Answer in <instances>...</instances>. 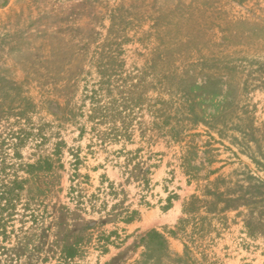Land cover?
Instances as JSON below:
<instances>
[{"label": "rangeland", "instance_id": "rangeland-1", "mask_svg": "<svg viewBox=\"0 0 264 264\" xmlns=\"http://www.w3.org/2000/svg\"><path fill=\"white\" fill-rule=\"evenodd\" d=\"M101 3L0 0V97L18 85L38 105L30 123L1 120L0 134L23 127L29 137L19 149L22 161L52 163L29 174L20 170L29 179L31 206L25 230L0 254V264H264V66L257 64L264 62V0ZM114 6H144L147 17L159 18L156 29L149 21L142 30L153 32L150 45L159 48L161 64L154 85L139 91L145 105L128 112L129 137L101 144L92 122L79 115L84 82L68 110L47 93L50 71L91 43L96 31L106 34ZM194 42L198 51L190 50ZM125 48L128 75L133 52L146 49L138 42ZM89 107L87 101L86 113ZM121 148L138 151L131 173L122 166L125 157L115 160ZM75 163L84 177L76 175ZM147 170L149 184L142 180ZM103 179L116 192L100 193L95 208H78L73 196L97 193ZM127 209L138 211L137 219L117 222ZM18 212L17 228L26 213L20 206ZM117 228L121 239L103 252L99 233ZM153 230L167 239L160 259L146 256L143 238Z\"/></svg>", "mask_w": 264, "mask_h": 264}, {"label": "trees", "instance_id": "trees-1", "mask_svg": "<svg viewBox=\"0 0 264 264\" xmlns=\"http://www.w3.org/2000/svg\"><path fill=\"white\" fill-rule=\"evenodd\" d=\"M97 5H101L104 0H94ZM4 5V4H3ZM107 5L108 1H107ZM106 8V5L104 6ZM144 6H134L130 8L122 6L111 7V13L108 16L110 26L106 29V34L102 31H96L93 41L91 43L82 45L77 51L67 55L61 65L53 68L50 71L51 87L49 95L55 96L57 99L64 101V109L69 107L75 102L76 93L78 92L81 83L84 82V93L81 102L78 103L79 115H86L88 120L92 122L91 131L95 134L101 144L107 140L121 141L129 137V122L127 118L129 110H134L135 107L143 106L144 98L140 95L142 88L148 89L154 85L155 80L158 78L157 68L160 66V52L158 47H151L150 37L152 31H143L144 25L153 21V27L156 29L159 25V18H149L141 12ZM110 9V8H109ZM107 8V10H109ZM132 11H136L133 13ZM188 14V10H184ZM191 13L189 19L194 16ZM106 16L96 18L98 23L99 19H104ZM195 19V18H194ZM130 32L134 34L130 37ZM200 33L206 32V28L199 31ZM155 38L158 39L157 33ZM138 42L146 52L134 51V59L131 64L132 70L126 75V58L128 57L129 49L125 48L127 44ZM200 43H193L190 50L198 51L196 46ZM138 50V49H136ZM260 68L264 66V62L257 63ZM207 63H202L203 68H207ZM216 70L220 71L222 63L219 59L215 60ZM215 68V67H214ZM95 73V77H91ZM148 78H151L148 79ZM21 86L16 85V88H7L11 92V96L7 92V96L0 97V121L8 120L11 116H15L17 123L21 120L30 123V114L34 113L31 109H36L37 104L34 103L33 97H28L25 94L27 91ZM49 90V89H48ZM47 90L42 92L46 93ZM23 92V93H22ZM87 101L90 104L88 112L86 113L84 107L87 106ZM7 102H15L16 106H8ZM52 104V103H51ZM58 108H63L62 104L57 103ZM159 109H154L153 114H157ZM74 114V110L70 111ZM123 120L122 126L116 124V120ZM103 123L108 124L107 130L102 131L98 129L99 125ZM84 131L85 127H81ZM7 136V137H6ZM6 136L0 134V254L9 251L10 244L20 237V234L25 230L26 218L31 206V198L25 194L26 184L29 179L20 175V170L32 173L33 170L52 163L30 164L22 161V155L19 151L20 147L25 143L29 134L25 132L23 127L19 130H11ZM16 140V143L13 141ZM14 149V157L16 161L9 160V153L7 149L11 146ZM60 143H57L56 150H60ZM116 161L121 157H125L122 166L125 171L131 173L130 164L135 158L138 157V151H128L126 148H121L114 153ZM76 156V162H79V155ZM119 162V161H118ZM75 172L78 176H83L79 173L78 163H75ZM138 167L137 163L134 170ZM150 170L144 172L143 181L149 184L148 175ZM89 179V176H86ZM76 191L75 187H71V193ZM116 192V188L108 179H103L98 192L84 198L82 194L73 196L77 200L78 208L85 211L86 206L90 204L92 208L97 206V202L101 199L100 193ZM103 205H107V201H102ZM115 205V204H114ZM19 206L26 213L22 214V222L19 228L15 223L20 214ZM138 211H131L127 209L123 214L118 216L117 222H124L129 224L137 219ZM34 217V214L30 218ZM113 230L109 235L105 232H100L99 237L103 242L99 246L103 252L108 250L110 244H115L116 239H121L120 229ZM115 237V240L112 238ZM149 252L146 256L150 259H160L162 251L168 250L167 239L160 232L153 230L150 231L146 237L143 238ZM78 248H76L77 250ZM73 253L68 254V258H72ZM147 263V262H146Z\"/></svg>", "mask_w": 264, "mask_h": 264}]
</instances>
